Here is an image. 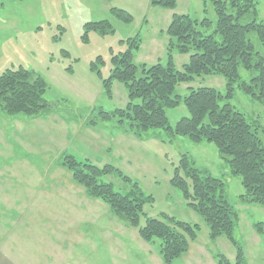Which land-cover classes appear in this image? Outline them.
Here are the masks:
<instances>
[{
	"label": "rangeland",
	"instance_id": "rangeland-1",
	"mask_svg": "<svg viewBox=\"0 0 264 264\" xmlns=\"http://www.w3.org/2000/svg\"><path fill=\"white\" fill-rule=\"evenodd\" d=\"M253 1L257 19L264 22V0ZM175 12L209 18L206 34L215 28V15L204 0H177L173 11L150 0H0V73L23 67L46 82V107L39 116L0 111V264H164L157 244L140 238L137 229L124 225L105 203L89 198L72 182L59 164L63 153L99 166L111 164L138 182L153 198L144 206L147 215L167 213L200 225L189 250L172 264H217L212 256L216 251L233 261L232 243L224 236L210 239L200 215L170 183L179 156L189 155L197 167L223 179L224 198L239 212L233 236L244 249L246 264H264V235L253 229L254 222H264V207L240 202L241 179L230 173L213 142L172 136L161 128H150L138 139L122 131L116 117L99 118L100 110L123 108L127 101L120 82L112 83L111 96L103 86L110 76L111 55L125 51V40L139 35L135 62L165 64L168 36L160 30ZM101 20H108L113 31L89 30L84 36L85 23ZM247 37L264 58V42L257 33L250 31ZM188 57L174 54L178 69ZM239 74L248 81L256 71L239 68ZM190 87L226 92L219 75L180 83L175 92L184 96ZM224 101L256 127L264 145V104L238 88ZM185 115L183 104L167 110L171 126ZM103 179L116 190L129 188L114 174Z\"/></svg>",
	"mask_w": 264,
	"mask_h": 264
},
{
	"label": "trees",
	"instance_id": "trees-1",
	"mask_svg": "<svg viewBox=\"0 0 264 264\" xmlns=\"http://www.w3.org/2000/svg\"><path fill=\"white\" fill-rule=\"evenodd\" d=\"M176 1L150 0V4L172 9ZM206 6L216 18L212 33L204 32V28L212 24L209 18L189 14H173L166 29L160 31L168 36L165 64L135 62L134 52L140 48L142 37L137 35L125 40L127 49L110 57L111 72L103 80V86L111 96L112 83L120 82L127 102L123 108L110 112L100 110L99 118L116 117L122 131L138 139L150 128H161L172 136L213 142L219 157L228 163L230 173L241 179L240 202L264 207L263 142L245 115L229 101H224L238 88L252 100L264 104V58L247 37L248 32L255 31L264 42V22L257 19L258 10L253 0H204ZM112 10L123 19L131 20L125 12ZM89 30L105 34L113 31V27L108 20H101L85 23L84 36ZM176 53L189 54L181 69L174 63ZM239 68L254 69L256 74L248 81L241 80ZM203 75L222 76L225 94L213 87H190L184 96L175 92L180 83L192 82ZM45 90L46 82L41 76L23 67L8 68L0 73V111L37 117L46 107ZM181 104L187 115L171 126L167 110ZM59 164L70 173L72 182L84 188L89 198L105 203L112 216L127 227L137 229L146 242L157 244L164 264H172L175 258L185 254L190 242L197 238L200 229L197 223L179 220L167 213L147 215L144 206L153 202L152 196L146 195L138 182L115 166L79 161L68 153L61 155ZM110 174L119 177L129 188L116 190L111 182L103 179ZM170 183L180 189L189 206L200 215L208 227L210 239L224 236L234 246L233 261L217 251L212 253L217 264H246L244 249L233 236L239 212L224 198L223 179L197 167L189 155L181 154L172 169ZM253 229L264 235V222H254Z\"/></svg>",
	"mask_w": 264,
	"mask_h": 264
},
{
	"label": "crops",
	"instance_id": "crops-1",
	"mask_svg": "<svg viewBox=\"0 0 264 264\" xmlns=\"http://www.w3.org/2000/svg\"><path fill=\"white\" fill-rule=\"evenodd\" d=\"M176 7V6H175ZM168 10H171V11H173L174 10V8L173 9H168ZM176 13V12H175ZM174 13H171V16L173 15ZM176 14H178V13H176ZM180 14H186V13H180ZM171 16H170V19H171ZM170 19L168 20V23H169V21H170ZM168 25V24H167ZM167 27V26H166ZM166 29V28H165ZM165 29H162V30H165ZM162 30H160V31H162ZM140 49V48H139ZM138 49V50H139ZM122 132V131H121Z\"/></svg>",
	"mask_w": 264,
	"mask_h": 264
}]
</instances>
